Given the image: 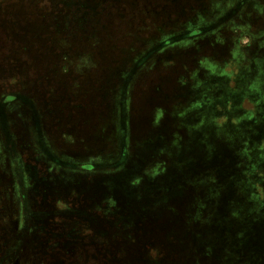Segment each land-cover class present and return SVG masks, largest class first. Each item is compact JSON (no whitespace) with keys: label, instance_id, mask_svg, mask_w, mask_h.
I'll use <instances>...</instances> for the list:
<instances>
[{"label":"rangeland","instance_id":"rangeland-1","mask_svg":"<svg viewBox=\"0 0 264 264\" xmlns=\"http://www.w3.org/2000/svg\"><path fill=\"white\" fill-rule=\"evenodd\" d=\"M263 244L264 0H0V264Z\"/></svg>","mask_w":264,"mask_h":264},{"label":"trees","instance_id":"trees-1","mask_svg":"<svg viewBox=\"0 0 264 264\" xmlns=\"http://www.w3.org/2000/svg\"><path fill=\"white\" fill-rule=\"evenodd\" d=\"M262 245H259V247L258 248H260ZM263 246H264V244H263ZM252 264V263H251ZM253 264H254V262H253Z\"/></svg>","mask_w":264,"mask_h":264}]
</instances>
